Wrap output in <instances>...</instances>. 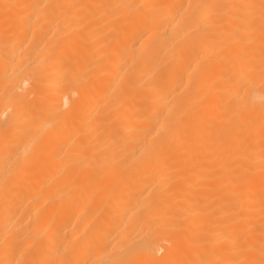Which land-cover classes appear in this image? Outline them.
<instances>
[{
  "label": "bare ground",
  "instance_id": "1",
  "mask_svg": "<svg viewBox=\"0 0 264 264\" xmlns=\"http://www.w3.org/2000/svg\"><path fill=\"white\" fill-rule=\"evenodd\" d=\"M0 264H264V0H0Z\"/></svg>",
  "mask_w": 264,
  "mask_h": 264
}]
</instances>
